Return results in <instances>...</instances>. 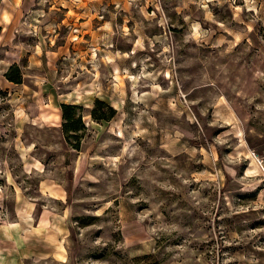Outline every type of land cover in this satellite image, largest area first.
<instances>
[{"label":"rangeland","instance_id":"1","mask_svg":"<svg viewBox=\"0 0 264 264\" xmlns=\"http://www.w3.org/2000/svg\"><path fill=\"white\" fill-rule=\"evenodd\" d=\"M0 264H264V0H0Z\"/></svg>","mask_w":264,"mask_h":264},{"label":"trees","instance_id":"2","mask_svg":"<svg viewBox=\"0 0 264 264\" xmlns=\"http://www.w3.org/2000/svg\"><path fill=\"white\" fill-rule=\"evenodd\" d=\"M64 109H66V107H64Z\"/></svg>","mask_w":264,"mask_h":264},{"label":"crops","instance_id":"3","mask_svg":"<svg viewBox=\"0 0 264 264\" xmlns=\"http://www.w3.org/2000/svg\"><path fill=\"white\" fill-rule=\"evenodd\" d=\"M7 62H8V60H7Z\"/></svg>","mask_w":264,"mask_h":264}]
</instances>
